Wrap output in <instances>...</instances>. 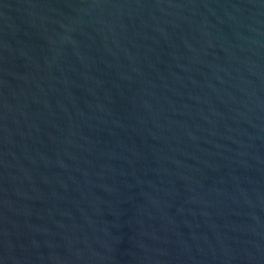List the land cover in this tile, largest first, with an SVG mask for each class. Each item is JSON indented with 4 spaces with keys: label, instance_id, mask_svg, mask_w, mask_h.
Segmentation results:
<instances>
[{
    "label": "water",
    "instance_id": "water-1",
    "mask_svg": "<svg viewBox=\"0 0 264 264\" xmlns=\"http://www.w3.org/2000/svg\"><path fill=\"white\" fill-rule=\"evenodd\" d=\"M0 264H264V0H0Z\"/></svg>",
    "mask_w": 264,
    "mask_h": 264
}]
</instances>
